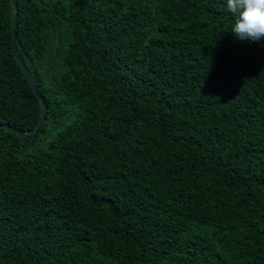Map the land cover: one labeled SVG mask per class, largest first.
I'll list each match as a JSON object with an SVG mask.
<instances>
[{"label": "trees", "instance_id": "trees-1", "mask_svg": "<svg viewBox=\"0 0 264 264\" xmlns=\"http://www.w3.org/2000/svg\"><path fill=\"white\" fill-rule=\"evenodd\" d=\"M48 105L0 128V264H264V39L227 0H17ZM0 0V125L42 104Z\"/></svg>", "mask_w": 264, "mask_h": 264}, {"label": "clouds", "instance_id": "clouds-1", "mask_svg": "<svg viewBox=\"0 0 264 264\" xmlns=\"http://www.w3.org/2000/svg\"><path fill=\"white\" fill-rule=\"evenodd\" d=\"M227 7L236 17L232 33L239 40L264 39V0H227Z\"/></svg>", "mask_w": 264, "mask_h": 264}, {"label": "water", "instance_id": "water-1", "mask_svg": "<svg viewBox=\"0 0 264 264\" xmlns=\"http://www.w3.org/2000/svg\"><path fill=\"white\" fill-rule=\"evenodd\" d=\"M11 1H12V5H13V33H14L13 51H14L16 59L18 60L20 66L22 67L24 73L26 74L29 82L33 86L35 93L40 98V101L42 104V113H41L39 125H38L37 129L35 130V132L32 134H27L24 131L17 129V128H14V127H11L9 125H0V128L11 130L13 132L18 133L22 137H25V138L30 139V140H34L37 138V136L40 134L41 130L45 126V123L47 121L48 105H47L45 99L42 97L41 89H40L37 81L34 79L33 75L31 74L30 70L26 66L22 56L19 53V50L17 47L18 28H19V7H18L17 0H11Z\"/></svg>", "mask_w": 264, "mask_h": 264}]
</instances>
